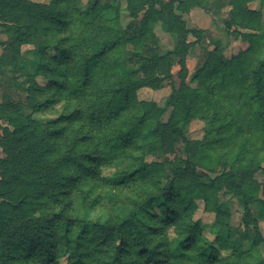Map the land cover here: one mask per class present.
<instances>
[{"label":"trees","instance_id":"trees-1","mask_svg":"<svg viewBox=\"0 0 264 264\" xmlns=\"http://www.w3.org/2000/svg\"><path fill=\"white\" fill-rule=\"evenodd\" d=\"M81 1L0 0V75L25 74L23 99L0 105V264H264V25L249 6L264 0H224L223 30L248 44L230 56L183 19L209 14L202 0H125V26L117 0ZM156 25L175 41L164 54ZM167 85L163 122L137 92Z\"/></svg>","mask_w":264,"mask_h":264},{"label":"rangeland","instance_id":"rangeland-1","mask_svg":"<svg viewBox=\"0 0 264 264\" xmlns=\"http://www.w3.org/2000/svg\"><path fill=\"white\" fill-rule=\"evenodd\" d=\"M34 2H43V3H49L53 0H31ZM118 4L120 5V24L122 26H125L126 23L129 20V17L127 15V12L125 11L126 1L125 0H117ZM201 1V0H199ZM225 2L222 1L223 4H220L219 0H202V4L204 9L209 10V14L206 12L203 14L207 17L201 18L198 15L199 11L202 10L201 8H194L198 9L199 11L195 14H189L183 15V19L185 20L187 26L189 28H198L202 29L203 31L209 32V39H212L214 41H218L222 46L226 47L225 54L227 56H230L231 54H237L239 51H243L248 47V44L241 42V40L236 39L235 37L231 36L230 34H227L223 30V23L221 19L227 18L228 16V7H225ZM81 6H83V9L86 6V0L81 1ZM214 4V9H211ZM259 2H253L249 6L251 8L257 9L261 8V16L260 21L261 24L264 25V5L262 7H259ZM211 9V10H210ZM204 11V10H203ZM201 13V11H200ZM211 18V20L209 19ZM210 20V21H209ZM154 35L156 37V49L160 54H164L167 51L171 50L175 44L173 36L164 33L159 25H156L154 27ZM5 35L0 34V40H5ZM209 39H205L203 44L205 47H208L210 44ZM203 46V47H204ZM26 49V48H25ZM209 49H212V47H209ZM26 58H30L31 53L26 52L24 54ZM204 60V50L201 47L195 48V50L192 51L190 54L188 60H187V67H188V81L190 80L191 76L194 74V72L200 68L202 65V62ZM15 73H12V71L6 72L4 76L0 75V105L4 102H7L9 100H15L19 102L23 99L21 98L20 90H18L16 83L24 82L25 74L21 71H14ZM177 72L178 67H174L172 69L173 74V85L175 87L178 86V79H177ZM194 86V85H192ZM171 94V87L169 85L163 87L160 90H149V89H142L137 92V97L140 100L144 101H152L154 102L159 108H162L164 110V114L162 116V121L166 122L169 114L171 112V108L167 106L168 97ZM52 116V113H47ZM39 118V117H38ZM202 123L198 121H193L189 127L188 136L189 138L193 140H198L202 137ZM3 152L0 149V158H2ZM150 160V158H148ZM255 180L259 183L264 182V172H258L255 175ZM229 199V195H223L222 198ZM232 210H231V225H237L240 221L241 216V209L238 206L237 202L235 200L231 201ZM194 218L196 220H200L201 223L204 225V234L207 236L210 240L213 239V237L209 234L208 226L213 221V214L205 213L203 211L202 203H198V209L194 214ZM260 230L264 238V222H260ZM261 252L264 256V244L261 246Z\"/></svg>","mask_w":264,"mask_h":264},{"label":"crops","instance_id":"crops-1","mask_svg":"<svg viewBox=\"0 0 264 264\" xmlns=\"http://www.w3.org/2000/svg\"><path fill=\"white\" fill-rule=\"evenodd\" d=\"M199 10L198 9H193L191 12H190V14H195L196 12H198ZM200 11H201V13H200ZM199 11V13H198V15H200L199 17H201V18H204V17H207V16H205V15H203L205 12L203 11V10H200ZM210 20H211V18H209ZM209 20V21H210Z\"/></svg>","mask_w":264,"mask_h":264}]
</instances>
